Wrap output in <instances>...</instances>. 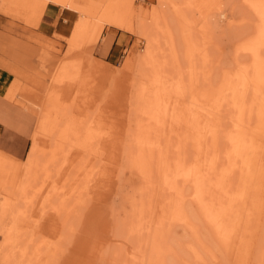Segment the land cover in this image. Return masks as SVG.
Listing matches in <instances>:
<instances>
[{
  "label": "rangeland",
  "instance_id": "374dc122",
  "mask_svg": "<svg viewBox=\"0 0 264 264\" xmlns=\"http://www.w3.org/2000/svg\"><path fill=\"white\" fill-rule=\"evenodd\" d=\"M156 2L68 0L66 5L59 0H0V16L14 25L18 37L14 38L17 43H0V96L20 108L17 114L9 113L0 100V122L20 130L18 115L34 119L30 131L20 134H6L0 128V264L12 263L3 254L2 231L14 223L13 205L33 141L30 132L58 144L69 155V162L58 174L52 169L53 181L50 178L31 202L27 216L18 220V229L37 248L32 255L31 247L25 259L18 251L20 264L130 262L128 254L137 244L136 237L128 234L126 221L133 205L148 202L150 195L149 191L142 194L135 183L139 178L132 177L136 172L142 177L147 173L131 153L147 147L158 152L164 147L171 153V145L184 137L188 138L189 157L183 168L171 166L169 156L166 173L159 172L162 165L156 169L159 185L153 212L146 215L152 217L153 228L144 262L137 259L134 264H264V0H164L160 7L165 22L161 24L170 27L173 56L178 59L177 67L171 69L181 75L175 86L178 91L172 94L148 82L151 71L143 63L146 43L137 27L138 13ZM49 3L52 9L45 19L55 21V30L46 36L37 29ZM148 17L145 13L144 18ZM16 23L22 28L17 30ZM105 30L123 35L115 60L101 56L99 43ZM109 41L107 36L103 48ZM163 46L169 60L168 45ZM1 68L10 75L1 74ZM143 85L147 87L144 97ZM235 119L240 124L232 127ZM242 124L256 137H252L256 150L245 161L250 176L228 204L231 209L217 213L207 207L195 179L188 180L187 170L190 164L196 169L212 153L216 162L223 163L228 146L224 136ZM152 128L159 149L139 143L140 136H151ZM187 134L212 143L215 150L208 154L205 145L195 157L196 148ZM178 167L185 176L178 183L180 192L170 185L171 170ZM52 182L56 191H52V203L46 204ZM168 189H173L170 194ZM67 198L74 204L68 216L55 208Z\"/></svg>",
  "mask_w": 264,
  "mask_h": 264
},
{
  "label": "bare ground",
  "instance_id": "6f19581e",
  "mask_svg": "<svg viewBox=\"0 0 264 264\" xmlns=\"http://www.w3.org/2000/svg\"><path fill=\"white\" fill-rule=\"evenodd\" d=\"M59 1H61L62 3L66 4V5L68 3V0H59ZM55 2H57V1H55ZM163 3H164V0H157V2L153 6L151 5V7H149V8L141 9L140 12L138 13V22H137L138 26L137 27L139 28L141 34L143 35V37L145 39V43H146L145 52H146L147 57L143 60V63H145V65L148 66L150 68V71H151L150 79L148 82H152V83H154V85L156 84L157 86L163 88L168 94L169 93L172 94L174 91H178V86H177V88L175 86L177 85V83L180 82V77H178V75H180V74H177L175 72V70L172 71V69H171V68L177 67L178 59L173 56L175 53V49H174L175 47H174V44L172 41V34L170 31V27L168 25H165L164 27H162V24H161V22H163L165 20V16L163 14V9H161V7H160L161 4H163ZM145 13L149 14L148 19L144 18ZM83 17L87 19V17H89V16H83ZM96 28H98V27H96ZM99 28H100V26H99ZM100 29L101 30L103 29L102 26ZM97 32L98 31H96V33ZM94 40H96V39H94ZM164 43H166L168 45L167 46L168 48L166 51L170 50L169 55L171 58L169 60H173V61H171L173 64L168 60V57L166 55H164L165 52L163 53V51H165L162 49V48H165L163 46ZM183 80H184V78H183ZM146 89H147L146 85H143L141 88V95L143 97L147 93ZM169 98H170V96H169ZM151 104H152V102H151ZM227 104H228V102H227ZM153 105L156 106V103H153L152 106ZM175 106H177L176 103H175ZM250 106H252V105H250ZM162 108H163V106H162ZM175 111H177V110H175ZM240 111H241V109H240ZM171 114H172V111H171ZM155 115H156V112H155ZM238 115H240V114H238ZM173 116H175V115H173ZM240 116L242 117V115H240ZM22 117H24V116H22V114L17 116V118L18 119L20 118V119L18 121L19 123H16V125L18 126L19 129L25 128V130H26L27 120L25 118L28 119V118H31V116L28 115V116H25L24 118H22ZM178 118H180V117H178ZM165 119H167V118H165ZM174 119H176V118H174ZM32 120L34 121V119H32ZM32 120L30 121V125L33 123ZM223 120H224V118H223ZM237 120H238V117H237ZM237 120L236 119L232 120V124H233L232 127L235 124L236 125L240 124V122ZM240 120H241V118H240ZM171 122H172V119H171ZM171 122H170V124H171ZM191 126H194V125H190V127ZM138 128L142 129L140 127V125ZM153 129L154 128H152L151 130H153ZM246 129H249V128H246ZM145 130H147V129H145ZM148 130H150V129H148ZM161 130H162V127H161ZM168 130H170V129H168ZM177 130H178V128H177ZM195 130H196V128L193 129L194 134H195ZM185 131H187V128ZM199 131H198V135H199ZM231 131H232L231 133L227 132L226 135L224 136V139L226 140V143L228 144V146L225 147L226 150H224V152L226 151V154L224 156V161H223V163L226 162L225 165H222L223 163L220 161L216 162L215 159L212 157L214 154L212 152L215 150V146L212 143L205 142L204 139H201L200 137L199 138L196 137L197 135L192 136L190 134L189 135L187 134L190 137L189 139H191L194 148H196L195 153H193L195 155V157L197 155H200L201 150H202L203 146H205V145H206L205 150L208 152V154L212 153L210 156L207 155L205 158H203L202 161L200 160L201 162L199 164H197L196 169L192 170L191 169L192 164H190L189 168L187 170L189 172V174H188L189 176L187 178H188V180L195 179L194 181L196 182V186L199 188L198 193L200 194V196L201 195L204 196V199L207 200V207H209L211 209L213 208L212 210L214 212H217V210H219V209L221 211V209H222L223 211H225V214H226V209L229 208L228 204H231L232 199L236 198V195L238 194V193L236 194V192H238L239 190H242L243 187H245L247 180L249 179L250 169L245 166V161L248 157H250V154L256 150L255 149V147H256L255 141L256 140H254V138H252L255 136H252L250 132L245 130V128L243 127V124H242V128L240 127V129H238V128L234 127L233 130H231ZM164 132H165V130H164ZM192 132H191V134H192ZM138 134H140V132L137 133V135ZM30 135L32 136L33 141H32V144L30 146L28 159L26 161L24 177L18 186V190H17V194H16V198H15V203L13 205L14 210H13L11 219H12V221H14V223L12 222V224H10L7 228L6 227L4 229L2 228L3 229L2 234L5 238V243L3 244V249H4L3 254H4V257L6 260H9L10 262H12L11 264H20L21 263V262L19 263V261H17V259H16V256H17L16 253L18 251L20 252V255H19L20 257H22L24 259L29 258L30 249L32 247V249L34 251V252L32 251L33 252L32 255H36L37 248H35V246H31L32 238H30L26 232L22 231L21 229L20 230L18 229V224L20 223L19 221L21 220L20 217L21 216H25V217L27 216V214L30 210L31 202L33 203V200L36 198L37 194L42 191V189L44 188V186L47 183H49L48 181L50 180V178H52V181H53V175H55V174H52V169L56 170L55 173L58 174V170L62 169L65 162H67L66 164H68V162H69V155L66 154V152L58 144H55V142L51 144L50 142L46 141V139L44 141L40 136H38L37 134H33L32 132H30ZM155 137L156 136L154 135V130H153L151 132L150 137L149 136H147V137L140 136V138H139V136H137L136 139L139 138L138 139L139 143H141L142 146L144 145V147L149 146L151 144H153L154 146H158V143H160V141L155 140ZM167 137L168 136H166V138ZM177 139H178V137H177ZM186 139H188V138L184 137L179 143L175 142V144H172L171 146H173V150L171 153H166V150H164V147L160 148V146H158V149L160 148L159 152H158V150L157 151L147 150L148 147L147 148L145 147L146 149H144V151H141V152L139 151L140 153L139 152H136V153L132 152L131 153L134 155V159H136L137 162L144 164V167H145L144 173H147L145 176L142 177V175L140 173H137L135 171L136 173L133 174L132 177L139 178L138 180L135 179V183H137L139 185V189L142 191V194L149 191L150 195L148 196V202L143 200L138 205L137 204L133 205L134 208H133V212L131 213V215H128L126 213L128 215V218H127L128 220L126 221V227L128 230V234H131L133 236V238L136 237V238H134V240H136L135 243L137 244V246L134 247V251L132 250L133 252H129V254H128L129 260L128 261H130V262L127 261L128 263L125 262L126 264H134L137 259L144 262V258L146 256V248H147V245L149 242L148 235L152 231V228H153L152 225H150L151 224L150 222H152L151 221L152 217L150 216L149 218H147L146 215L148 214V212H150V214H152V212H153V206H152V201L154 199L153 196L155 195V190L157 189V187L159 185L158 184L159 182L157 183V180H156V179H158V177H156V176L159 175V174H156V172H157L156 169H158V167H160L162 165L159 169V172H162L164 175L166 173L165 168H166V165L168 164V157L169 156L172 157L171 166L178 164V165L182 166V168H183L184 163L188 160V157H189V155H188V153H189L188 147L189 146L185 142ZM172 142H173V140H172ZM164 144H165V142H164ZM155 148H157V147H155ZM203 155H204V153H203ZM70 157H71V155H70ZM195 157H194V159H195ZM163 162H167V163L163 165ZM238 165H240L239 169H238V167H236ZM4 167H6V166H4ZM179 167L173 168V170H171V178H170V181H172V184H170L171 188H174L177 191L179 190L178 183L183 182V178L185 177L182 174L183 170L181 171ZM78 168H80V167H78ZM215 169L217 172L215 175H213V171ZM144 173H143V175H144ZM202 175L204 176V178L201 177ZM206 175L208 176L207 178H205ZM235 176H237V179L235 178ZM77 177L79 178V176H77ZM164 179H167L166 176H164ZM205 179L208 181H205ZM54 184L55 183L52 182V187L49 188V191L45 195L46 197H45L44 202L46 204L52 203L51 198H52V196H54V194L52 195V191H56V186L55 187L53 186ZM166 186H167V184H164V188L168 187V186L167 187ZM61 187H62V185H61ZM172 190L173 189H168L167 191L170 194V192ZM71 191H72V189H71ZM73 191H75V190H73ZM178 192H180V191H178ZM241 193H242V191H241ZM63 194H65V192H63ZM172 195H173V193H172ZM76 196H77V194H76ZM79 196H81V195L79 194ZM67 199H70V198H67ZM67 199H64L63 201L61 199L58 204L56 203V205H55L56 207L55 206L54 207L56 208L57 213L62 212V213H65L66 216H68V213L72 212L74 204L71 202V200H73V199H70V200H67ZM76 200H78V198ZM168 200H170V199H168ZM198 200H200V199H198ZM20 202H22L21 205L18 204ZM229 209H231V208H229ZM220 211H219V213H220ZM209 212H211V211H209ZM126 214H125V218H126ZM207 214L210 217V214L208 213V211H207ZM225 216H228V215L223 214V217H225ZM209 220H211V219H209ZM16 221H18V222H16ZM226 222H227V219H226ZM222 224H224V223H222ZM218 231H220V230H218ZM162 239H165V237ZM138 253H140V254H138ZM23 262H24V260H23ZM27 264H30V263H27ZM140 264H141V262H140Z\"/></svg>",
  "mask_w": 264,
  "mask_h": 264
},
{
  "label": "crops",
  "instance_id": "0c3cea01",
  "mask_svg": "<svg viewBox=\"0 0 264 264\" xmlns=\"http://www.w3.org/2000/svg\"><path fill=\"white\" fill-rule=\"evenodd\" d=\"M52 9V3H49L47 6H46V9H45V12L42 16V20L38 26V29L37 31L43 35H46V36H49L50 33H52L51 31L54 29L55 30V26H54V23L55 21L54 20H46L45 17L47 16V11ZM17 27H15L17 30L19 28H22V25L16 23ZM14 25H10L9 23V20L6 19V18H1L0 16V43H17L16 40H14V38H18L17 35L15 34V31H14ZM20 33V32H19ZM107 36H110V41L108 42V45L106 48H103V43H104V39L107 37ZM123 35H121V33H119L118 30H110V31H104L103 33V38L100 43H99V49L101 48V56L103 57H107V56H110L111 58H113L115 60V51H116V46L118 45V42H120V38L122 37ZM127 41V39L123 40V44L122 46L125 45V42ZM121 46V47H122ZM118 54V52H117ZM116 54V55H117ZM102 59V58H101ZM104 61L108 62L107 60L104 59ZM110 63V62H108ZM2 73H5L7 75H10V72L8 71V69H5V68H1V74ZM0 100L1 102H3V108L5 109L4 111H9V113H19V107L13 105L12 103H10L6 98L0 96ZM21 112V111H20ZM24 118V117H23ZM27 120V128L25 130V128H22L20 130H17L15 127L11 126V125H6L2 122H0V128L4 129V133L7 134V132H15V133H18L20 134L22 130H25V131H30V118H25ZM23 120V119H22ZM33 121V120H32ZM25 126V125H24Z\"/></svg>",
  "mask_w": 264,
  "mask_h": 264
}]
</instances>
